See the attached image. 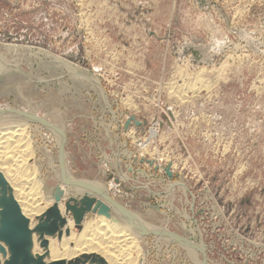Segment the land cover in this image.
<instances>
[{"label": "rangeland", "instance_id": "rangeland-1", "mask_svg": "<svg viewBox=\"0 0 264 264\" xmlns=\"http://www.w3.org/2000/svg\"><path fill=\"white\" fill-rule=\"evenodd\" d=\"M205 1L0 0V112L45 120L43 192L64 160L207 264H264V0ZM154 234L139 262L195 264Z\"/></svg>", "mask_w": 264, "mask_h": 264}, {"label": "bare ground", "instance_id": "bare-ground-1", "mask_svg": "<svg viewBox=\"0 0 264 264\" xmlns=\"http://www.w3.org/2000/svg\"><path fill=\"white\" fill-rule=\"evenodd\" d=\"M8 47L9 51L13 50L10 45ZM0 57L2 56L0 55ZM3 57L0 58V61L4 60ZM51 108L54 107L51 106ZM28 113L26 114L23 111L20 113V111L17 112L13 109L0 112V173H2L10 187L21 213L28 219L31 229L36 225L38 217L54 203L55 194L60 195L57 205L61 215L65 218V223L60 228L59 235L58 233L50 236L44 235L43 238L47 242L46 247L41 246V239L38 234L36 232L32 233L30 253L33 258L41 257L45 263L56 261L67 263L82 255L95 254L102 258L106 264H142L135 258L140 254L137 242L143 240L146 231L154 230L156 237L165 238L169 241H178L182 244L189 256L188 258L193 260L195 264H207L202 257H199V252L204 247L202 248L200 245H195L187 240L184 241L179 238L180 236L177 237L175 234L168 232V230L166 231L165 228L162 227V229L151 222H147L140 213L121 206L116 199L109 196L107 185L103 184L102 181L96 180L97 178L75 177L70 172V168L68 169L64 163L63 158L62 168L55 173V177L60 181L59 184L57 186L55 184L56 187L54 186L55 188H53L51 193H48L51 190L46 193L43 192L44 181L38 177V173V175L36 174V168L33 167L34 162L29 163L34 149L30 145L31 139L28 134L30 127L28 128V126L31 121H41L42 123L45 120L36 117L33 112ZM50 113L54 121L60 115L57 108H54ZM55 122L51 126H44H48L53 131L52 128H56L57 124H59V122ZM56 133H58L57 136L61 140L60 132ZM153 133L155 135V131ZM32 164L33 166H31ZM83 194H87L89 197L106 204L109 207V214L106 215L97 210L87 211L80 225L76 226L71 213L65 211L64 201L69 197H74L78 200ZM0 244L5 249L4 255L0 253V264H3L9 256V252L3 242H0ZM132 252H135V254Z\"/></svg>", "mask_w": 264, "mask_h": 264}, {"label": "water", "instance_id": "water-1", "mask_svg": "<svg viewBox=\"0 0 264 264\" xmlns=\"http://www.w3.org/2000/svg\"><path fill=\"white\" fill-rule=\"evenodd\" d=\"M206 5L205 0H197ZM167 174L170 175L169 171ZM60 195H54V203L38 217L33 229L29 227L28 219L21 213L11 189L4 176L0 173V242H3L8 249L9 256L3 264H106L99 256L82 255L70 262L56 261L45 263L41 257L33 258L30 253L32 245V233L36 232L41 239V246L46 247L47 242L44 235L50 236L60 234V228L65 223V218L58 209ZM66 212H70L76 226H79L84 214L87 211H98L109 214V207L99 200L83 194L78 200L69 197L64 201ZM0 253L5 254L4 247L0 244Z\"/></svg>", "mask_w": 264, "mask_h": 264}, {"label": "crops", "instance_id": "crops-1", "mask_svg": "<svg viewBox=\"0 0 264 264\" xmlns=\"http://www.w3.org/2000/svg\"><path fill=\"white\" fill-rule=\"evenodd\" d=\"M167 26H168V24H167ZM167 26H166V27H167ZM165 35H166V34H164L163 36L165 37Z\"/></svg>", "mask_w": 264, "mask_h": 264}, {"label": "built area", "instance_id": "built-area-1", "mask_svg": "<svg viewBox=\"0 0 264 264\" xmlns=\"http://www.w3.org/2000/svg\"><path fill=\"white\" fill-rule=\"evenodd\" d=\"M166 170H168V169H166ZM169 171V170H168ZM169 173H170V171H169Z\"/></svg>", "mask_w": 264, "mask_h": 264}, {"label": "clouds", "instance_id": "clouds-1", "mask_svg": "<svg viewBox=\"0 0 264 264\" xmlns=\"http://www.w3.org/2000/svg\"><path fill=\"white\" fill-rule=\"evenodd\" d=\"M215 50V49H214Z\"/></svg>", "mask_w": 264, "mask_h": 264}]
</instances>
